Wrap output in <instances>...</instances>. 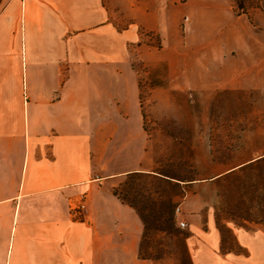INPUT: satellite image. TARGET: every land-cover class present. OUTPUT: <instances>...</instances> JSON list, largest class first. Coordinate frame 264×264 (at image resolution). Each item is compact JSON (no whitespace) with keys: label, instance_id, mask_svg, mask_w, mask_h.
Wrapping results in <instances>:
<instances>
[{"label":"crops","instance_id":"obj_1","mask_svg":"<svg viewBox=\"0 0 264 264\" xmlns=\"http://www.w3.org/2000/svg\"><path fill=\"white\" fill-rule=\"evenodd\" d=\"M183 8L206 43L171 58L167 84L151 97L171 104L177 91L209 98L227 89L255 103L262 91L264 105V14L237 12L233 0ZM136 38L112 25L102 0H0V264H152L139 255L138 213L112 192L119 175L143 171L111 170L113 150L132 142L121 137L143 154ZM255 151L209 178L264 167V144ZM192 199L182 207L192 264H264V217L229 226L246 253L223 252L208 202Z\"/></svg>","mask_w":264,"mask_h":264},{"label":"rangeland","instance_id":"obj_2","mask_svg":"<svg viewBox=\"0 0 264 264\" xmlns=\"http://www.w3.org/2000/svg\"><path fill=\"white\" fill-rule=\"evenodd\" d=\"M187 1L102 0L117 30L130 27L137 33L129 51L139 79L143 154L139 141L123 136L120 143L132 142L122 145V151L113 150L111 170L138 164L143 171L119 175L112 192L138 213L143 225L139 254L152 264H192L188 226L181 228L175 213L189 196L193 207L208 202L223 252L246 253L229 226H247L264 217V167L245 166L225 178H209L223 169L221 164L245 159L264 144L262 91L256 92L255 103L227 89L209 98L177 91L171 104L163 93L150 95L153 88L167 84L171 58L179 62L185 52L193 54L206 43L199 28L194 29L198 25L181 15ZM233 1L237 12L256 8L264 14V0ZM195 74L193 80L199 77Z\"/></svg>","mask_w":264,"mask_h":264},{"label":"built area","instance_id":"obj_3","mask_svg":"<svg viewBox=\"0 0 264 264\" xmlns=\"http://www.w3.org/2000/svg\"><path fill=\"white\" fill-rule=\"evenodd\" d=\"M84 208V202L81 200L80 203L73 208V212L76 216L80 215L81 210ZM175 213L177 215L176 222L181 228H185L187 226L186 221L183 217L182 209L177 206L175 209Z\"/></svg>","mask_w":264,"mask_h":264},{"label":"trees","instance_id":"obj_4","mask_svg":"<svg viewBox=\"0 0 264 264\" xmlns=\"http://www.w3.org/2000/svg\"><path fill=\"white\" fill-rule=\"evenodd\" d=\"M140 255V254H139ZM141 256V255H140ZM141 257H143V256H141ZM143 258H145V257H143Z\"/></svg>","mask_w":264,"mask_h":264}]
</instances>
